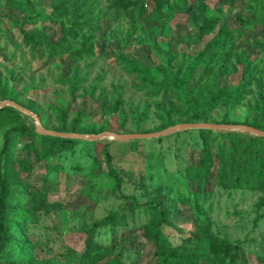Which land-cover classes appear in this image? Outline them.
<instances>
[{
  "label": "rangeland",
  "instance_id": "rangeland-1",
  "mask_svg": "<svg viewBox=\"0 0 264 264\" xmlns=\"http://www.w3.org/2000/svg\"><path fill=\"white\" fill-rule=\"evenodd\" d=\"M39 38L46 42L34 50ZM127 60L165 86L152 91ZM158 66L164 72L153 71ZM225 94L229 101L207 109ZM7 97L64 132L148 133L200 121L263 126L264 0H0V104ZM21 124L27 128L9 136L0 169H11L14 203L29 212L31 264H161L145 229L155 201L170 211L164 233L185 255L208 250L210 232L240 245L234 264H264L262 191L217 178L220 156L235 145L227 133L246 132L54 143L15 109L0 119V152L6 132ZM207 144L211 174L198 182L189 169ZM133 197L144 204L133 208Z\"/></svg>",
  "mask_w": 264,
  "mask_h": 264
},
{
  "label": "trees",
  "instance_id": "trees-1",
  "mask_svg": "<svg viewBox=\"0 0 264 264\" xmlns=\"http://www.w3.org/2000/svg\"><path fill=\"white\" fill-rule=\"evenodd\" d=\"M62 7L57 8V11H61ZM36 17H27L28 21L33 22ZM24 39L28 44L34 42V37L31 36L29 31L23 29ZM41 38V37H40ZM38 41L33 44L34 50L36 46H41L46 42ZM125 68L129 71L142 74L148 79V83L151 86L152 91L160 92L165 86V83L158 84L153 79H149V71L137 65L134 61H125ZM153 71L157 73L164 72L163 67H155ZM246 72V71H245ZM180 85H185L180 82ZM225 97H213L207 101V109L211 110L219 100L223 99L229 101L230 94H225ZM11 98V97H7ZM262 109L259 111L264 113V102ZM15 109L5 107L0 110V119L4 117V114L14 116ZM197 118L204 120V112L198 113ZM254 127L264 129L263 126L257 124H249ZM27 128L25 124L17 125L10 128L5 134V144L0 152V166L7 152L9 136L13 131H23ZM203 134L210 135L211 130L203 129ZM228 136L233 140L231 149L226 151L225 155L220 156V167L217 172V178L220 185L225 187H239L249 188L253 190H260L264 195V137L255 136L249 133L241 132H228ZM57 142L67 141L64 138L45 137ZM69 141V140H68ZM212 150L208 144L203 150V154L196 167L189 169V173L192 174V178L198 182H202L205 178L209 179L211 174V168L213 165ZM111 155L108 154V166L109 173L117 179V188L123 192V176L120 175L114 168L111 160ZM6 164V161H5ZM8 164V162H7ZM30 168L26 164L25 168ZM12 173L11 169L4 166L0 169V264H14L9 258L10 255L20 263L31 264V260L27 253V239L24 237V224L29 217V212L25 207L17 206L13 200V190L11 189ZM128 198V197H127ZM133 208L141 207L144 203H139L135 197H133ZM47 205L45 204V207ZM154 210L153 217L146 224V234L156 247V253L161 260V264H234L238 257L241 255V247L239 244H233L221 238L219 235H214L208 232L209 248L206 251L194 252L191 255H185L180 252L179 246L174 245L167 235L164 233L166 226H172L170 211L166 209L161 201H155L151 203ZM263 208L262 213L258 218L264 219V196L261 201ZM257 218V219H258ZM99 255H93L95 259ZM99 260V257L97 258ZM117 259L111 263L116 264Z\"/></svg>",
  "mask_w": 264,
  "mask_h": 264
},
{
  "label": "water",
  "instance_id": "water-1",
  "mask_svg": "<svg viewBox=\"0 0 264 264\" xmlns=\"http://www.w3.org/2000/svg\"><path fill=\"white\" fill-rule=\"evenodd\" d=\"M7 106H11L15 109H18L29 116L33 117L36 120L37 132L43 135H48L52 137L59 138H68V139H82L87 141H98L104 138H110L120 141L125 140H138L144 138H154L168 135L173 132L187 130V129H207V130H229V131H242L255 136L264 137V129H260L248 124H228V123H211V122H187V123H179L177 125L170 126L164 130L148 132V133H117L114 131H104L99 134H84L78 132H64L57 131L52 129L45 128L42 123L40 117L28 109L27 107L19 104L18 102L6 99L0 104V109L5 108Z\"/></svg>",
  "mask_w": 264,
  "mask_h": 264
}]
</instances>
